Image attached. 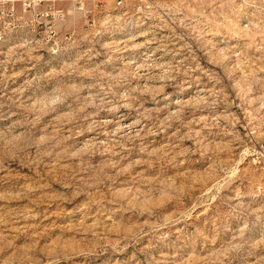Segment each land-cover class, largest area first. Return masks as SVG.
<instances>
[{
    "label": "rangeland",
    "instance_id": "obj_1",
    "mask_svg": "<svg viewBox=\"0 0 264 264\" xmlns=\"http://www.w3.org/2000/svg\"><path fill=\"white\" fill-rule=\"evenodd\" d=\"M0 47V264H264V0H64Z\"/></svg>",
    "mask_w": 264,
    "mask_h": 264
},
{
    "label": "built area",
    "instance_id": "obj_2",
    "mask_svg": "<svg viewBox=\"0 0 264 264\" xmlns=\"http://www.w3.org/2000/svg\"><path fill=\"white\" fill-rule=\"evenodd\" d=\"M86 0H74L82 10ZM64 0H0V36L5 30L25 27L54 36L55 25L64 22Z\"/></svg>",
    "mask_w": 264,
    "mask_h": 264
},
{
    "label": "bare ground",
    "instance_id": "obj_3",
    "mask_svg": "<svg viewBox=\"0 0 264 264\" xmlns=\"http://www.w3.org/2000/svg\"><path fill=\"white\" fill-rule=\"evenodd\" d=\"M18 27L15 29H8L5 30L4 33H2V35L0 36V47H3L7 40L11 37H13L14 33H16L18 31Z\"/></svg>",
    "mask_w": 264,
    "mask_h": 264
}]
</instances>
